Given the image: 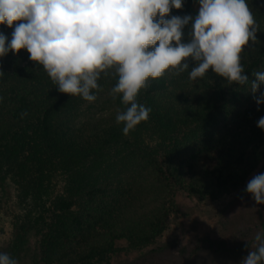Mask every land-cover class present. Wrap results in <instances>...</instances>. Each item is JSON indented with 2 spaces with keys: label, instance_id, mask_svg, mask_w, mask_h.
<instances>
[{
  "label": "trees",
  "instance_id": "1",
  "mask_svg": "<svg viewBox=\"0 0 264 264\" xmlns=\"http://www.w3.org/2000/svg\"><path fill=\"white\" fill-rule=\"evenodd\" d=\"M247 2L258 25L241 54L249 84L211 69L193 81L189 60L178 75L149 79L137 96L149 118L128 135L116 123L130 105L110 94L115 75L101 74L88 102L61 93L26 49L0 57V232L11 225L2 253L17 264H113L156 245L180 198L218 201L264 169V103L257 110L250 91L264 72V0ZM198 10V0H183L166 18ZM13 30L0 24L8 41Z\"/></svg>",
  "mask_w": 264,
  "mask_h": 264
},
{
  "label": "clouds",
  "instance_id": "2",
  "mask_svg": "<svg viewBox=\"0 0 264 264\" xmlns=\"http://www.w3.org/2000/svg\"><path fill=\"white\" fill-rule=\"evenodd\" d=\"M193 18L172 16L183 0H0V24L14 27L11 40L0 33V57L26 49L30 60L42 65L61 93L96 100L98 80L115 75L113 99L122 94L130 105L116 115L128 135L149 118L150 108L139 104L137 96L169 70L177 75L195 67L189 79L203 78L211 69L229 84H249L241 54L257 43L258 25L247 0H198ZM190 25L189 40L183 41ZM250 82L257 110L264 93V72L253 74ZM23 113L22 115H26ZM264 130V117L257 122ZM247 193L257 204H264V174L254 176ZM255 247L241 264H264V233L254 237ZM0 264H17L7 253H0Z\"/></svg>",
  "mask_w": 264,
  "mask_h": 264
},
{
  "label": "rangeland",
  "instance_id": "3",
  "mask_svg": "<svg viewBox=\"0 0 264 264\" xmlns=\"http://www.w3.org/2000/svg\"><path fill=\"white\" fill-rule=\"evenodd\" d=\"M258 174H264L262 166L250 180ZM246 188L215 202L180 198L177 212L156 245L118 256L113 264H241L255 247L254 237L264 219V204H257ZM3 231L0 253L10 242L9 222Z\"/></svg>",
  "mask_w": 264,
  "mask_h": 264
}]
</instances>
